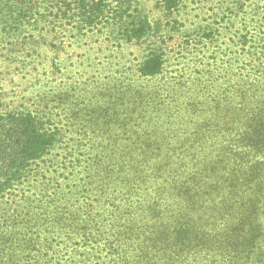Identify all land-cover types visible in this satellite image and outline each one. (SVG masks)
<instances>
[{
  "label": "trees",
  "instance_id": "1",
  "mask_svg": "<svg viewBox=\"0 0 264 264\" xmlns=\"http://www.w3.org/2000/svg\"><path fill=\"white\" fill-rule=\"evenodd\" d=\"M208 138L185 189L171 157ZM200 196L238 246L187 240L264 264V0H0V264H139L142 207Z\"/></svg>",
  "mask_w": 264,
  "mask_h": 264
},
{
  "label": "rangeland",
  "instance_id": "2",
  "mask_svg": "<svg viewBox=\"0 0 264 264\" xmlns=\"http://www.w3.org/2000/svg\"><path fill=\"white\" fill-rule=\"evenodd\" d=\"M213 143L214 140L208 138L201 146L191 148L190 155H172L171 158L174 159V166L180 169L181 179L183 184H185L183 185L185 189H192L198 185V181L192 182L190 180L191 178L202 177L205 170L198 165L192 164H198L200 162L204 164L216 155V149L213 150L212 147ZM220 180L217 182L219 189V184L221 185L222 183V180ZM157 197L158 195H155L154 198L150 199V201L153 202L157 200ZM198 202L199 203H196L194 206L190 205L189 208H184L181 211L180 209L175 211L176 208H173V211H171V207L165 208L166 213L158 211H154L152 213L149 211V208L144 211L142 207L141 214L138 215L137 218L136 226L139 225L137 230L140 234L143 232L144 236H153L155 239L149 243L145 240L143 241V250L141 252V260L139 264H169L167 261L165 262L166 249L161 248V246H163L162 236L164 233H166L165 238L167 236L173 238L176 246H182V248L183 246L191 247V249L187 252L186 249L183 248L184 253L181 254L180 260L177 262L172 261L170 264H181L183 262L185 264H215L216 261H213L215 256L207 254L203 247L196 244V241L190 242L187 240L188 237H190V239L193 238L191 236L194 234L215 235L217 239L222 238V241L220 242L221 246H230L233 248L238 246L223 244H227V237H230L232 242L237 241L236 238H234L235 232L229 229L241 219L239 216L241 213L239 205L237 207H231L235 209L232 210L234 212L231 214L227 210L220 208L219 199L200 196V198H198ZM141 204L145 205V202H142ZM171 212H173V214ZM187 219H189V221L193 224L190 229L193 230L191 235H189V233L185 230V227L181 226V222H189ZM164 223L165 227H163ZM177 239L179 240L177 241ZM196 249H199L200 252H192Z\"/></svg>",
  "mask_w": 264,
  "mask_h": 264
}]
</instances>
